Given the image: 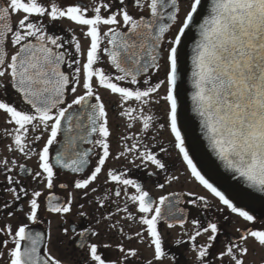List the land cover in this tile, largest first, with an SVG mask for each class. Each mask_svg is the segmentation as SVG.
I'll use <instances>...</instances> for the list:
<instances>
[{"label": "snow or ice", "instance_id": "snow-or-ice-1", "mask_svg": "<svg viewBox=\"0 0 264 264\" xmlns=\"http://www.w3.org/2000/svg\"><path fill=\"white\" fill-rule=\"evenodd\" d=\"M204 8L205 0H0V189L11 195L0 200V264H66L50 251L63 240L33 228L43 212L60 218L82 253L76 264H182L184 252L192 264H246L250 244L264 248V218L198 167L180 100L188 34L198 29L192 111L237 184L264 193V0H211L206 16ZM65 21L76 26L68 38L54 30ZM173 153L181 175L165 159ZM135 170L162 191L190 175L227 209L224 221L243 226L220 248L221 221L180 207H213L205 195L154 197ZM165 227L178 238L167 240Z\"/></svg>", "mask_w": 264, "mask_h": 264}, {"label": "flooded vegetation", "instance_id": "flooded-vegetation-1", "mask_svg": "<svg viewBox=\"0 0 264 264\" xmlns=\"http://www.w3.org/2000/svg\"><path fill=\"white\" fill-rule=\"evenodd\" d=\"M182 9H186V5L182 4L181 5ZM185 12L182 11L180 13V17L181 19L183 18ZM76 26L71 24L68 21L63 22L62 24H60L59 26H57L54 30L59 32L60 34H63L66 36V38L71 36V32L69 31V29L71 28H75ZM77 35H80L79 32L76 33ZM82 43L86 44V41L82 40ZM102 97L105 98V100L108 99L107 94L106 95H102ZM110 110H111V105H109ZM110 114L114 116V113ZM3 124V119L2 117H0V125ZM161 142L165 144V146H167L168 143V136L167 133H164L161 137ZM85 147H87V145H85ZM7 154L5 152L4 149V145L0 144V155H5ZM165 159L169 160V164H170V169L172 172H175L177 175H180L181 172H184V167H181L180 165V161L177 158L176 154L173 153V155L171 156V158L169 157H165ZM195 159V157H194ZM196 160V159H195ZM20 162H25L28 163L29 166H34V162L32 161H20ZM198 163V162H197ZM111 166L114 167H120L121 162H116V161H112L111 162ZM198 167L199 164H198ZM136 177H139V179L141 181H143L146 185V187L148 189H150L152 191V194L154 197H157L159 195L162 194H167L168 192H175V191H179V192H188V191H193L189 189L187 186L185 185H181L180 181L178 183L173 184L171 187L167 188L166 190H159L155 187V179L154 178H149L146 175V172L144 170H135L133 173ZM183 176V175H182ZM188 179L191 181H195L193 178L190 177V175H187ZM4 181V177L2 175H0V184H2ZM197 182V181H196ZM199 185V183H198ZM200 186V185H199ZM200 191H202V194L198 191L196 192L197 194L200 195H205L209 201L211 202V204H213L214 206L209 208V209H197V210H193L191 205H186V204H181L180 207H184L186 209V211L191 213V216L193 217H198L200 218L202 221H206L208 219H218L221 221V227H222V233L220 234L219 238H218V245L220 248H223L224 243H226V241L229 238L235 237L237 235L236 233V228L237 227H242L243 224H234L233 220L235 219V217H230V219L228 221H224L223 220V216L227 213V209H225L224 213H221L220 211H218L217 209L219 207H223L222 205L219 204L218 200L214 197H212V195L210 193H208L205 189H203L202 186H200ZM58 195L61 196H66V193L63 192L62 190L57 189L56 190ZM3 199H11V195L10 194H6L2 192V189H0V200ZM182 200H186L188 199L187 197H181ZM16 205H13V207H15ZM42 220H44V223H41L39 225L33 226L34 230H44L45 233H47L49 231V227H51V232L54 238H59L60 240H63V243H55L54 246H52L50 248V251L52 253V255L56 256V257H61V256H66L68 257V260L66 261V264H76L77 261H79L82 258V253L77 251L75 248H73L72 244L68 241L67 237H63L60 231V218L56 217L52 214H49L47 212H43L42 216H41ZM264 218V217H262ZM74 220V222L79 225L84 223V221L79 218V217H73L72 218ZM51 220V226H49V224L47 223V221ZM9 223H12L13 225H15V223H17L18 221L15 220V218H12L10 220H8ZM3 221L0 220V224H2ZM163 231L165 233V237L167 240L172 241L176 238H178L179 236V229H174L171 230V235H168L169 230L165 228H163ZM201 242H203V238L201 239ZM11 247V245H9ZM135 247H139L141 249V253L144 257L150 258L151 257V251L149 249H146L145 247H143L142 245H133ZM169 247H171L172 251L176 253V255L181 256V251L177 250V248L174 245L169 244ZM250 247V251L248 256L246 257V264H264V262L259 263L257 260H255L254 258L257 257V247L253 246V245H249ZM194 256L191 253L188 252H184V254L181 256V260H182V264H192V260H193ZM165 264H170V261H165Z\"/></svg>", "mask_w": 264, "mask_h": 264}, {"label": "water", "instance_id": "water-1", "mask_svg": "<svg viewBox=\"0 0 264 264\" xmlns=\"http://www.w3.org/2000/svg\"><path fill=\"white\" fill-rule=\"evenodd\" d=\"M211 0H205L203 15L206 16L210 8ZM193 33L195 37L193 38ZM193 33L188 34V40L185 47V57L182 64V71L185 74L180 84L181 100V121L186 126L189 143L192 146L194 157L198 162L202 172L206 174L211 182L215 183L226 195L236 197L234 202L247 204L259 218L264 217V193L248 188L244 183L237 184V179L229 172L223 163L216 157L211 150L209 142L200 128L199 117L192 111L191 93L193 91L191 82V50L195 40L199 39L198 29H193ZM245 190V191H242ZM252 193L248 195L247 193ZM44 232V230H35Z\"/></svg>", "mask_w": 264, "mask_h": 264}, {"label": "rangeland", "instance_id": "rangeland-1", "mask_svg": "<svg viewBox=\"0 0 264 264\" xmlns=\"http://www.w3.org/2000/svg\"><path fill=\"white\" fill-rule=\"evenodd\" d=\"M107 93H105L103 90H101V95H106ZM181 167H183V165L180 163ZM182 173V172H181ZM181 175V174H180ZM180 184L181 185H185L187 186L189 189L194 190L195 192H200L202 194V191H200V186L198 185V182L196 181H190L187 177V175H183L181 176V180H180ZM257 247V257L254 258L255 260H257L259 263L264 262V248H259Z\"/></svg>", "mask_w": 264, "mask_h": 264}]
</instances>
